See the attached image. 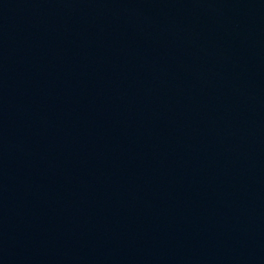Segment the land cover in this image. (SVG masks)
Returning a JSON list of instances; mask_svg holds the SVG:
<instances>
[{
  "label": "water",
  "instance_id": "1",
  "mask_svg": "<svg viewBox=\"0 0 264 264\" xmlns=\"http://www.w3.org/2000/svg\"><path fill=\"white\" fill-rule=\"evenodd\" d=\"M0 264H264V0H0Z\"/></svg>",
  "mask_w": 264,
  "mask_h": 264
}]
</instances>
